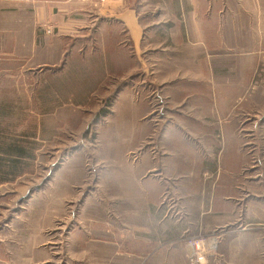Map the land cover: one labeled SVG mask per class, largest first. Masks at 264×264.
<instances>
[{
  "label": "rangeland",
  "instance_id": "374dc122",
  "mask_svg": "<svg viewBox=\"0 0 264 264\" xmlns=\"http://www.w3.org/2000/svg\"><path fill=\"white\" fill-rule=\"evenodd\" d=\"M86 1L0 0V137L25 151L0 167V264H182L171 253L144 263L118 255L119 237L132 241L148 220L137 199L145 165L141 185L164 211L156 225L179 228L170 247L186 249L184 264L188 244L203 238L205 264H264V19L249 0H221L205 25L186 26L187 42L168 40L165 26L156 42L145 37L139 66L130 46L118 47L127 35L97 22L107 0ZM177 78L215 84L235 125L221 155L198 150L206 160L197 169L167 159L181 150L167 149L165 130L173 110L215 120L165 92ZM199 195L208 203L194 233Z\"/></svg>",
  "mask_w": 264,
  "mask_h": 264
},
{
  "label": "crops",
  "instance_id": "0c3cea01",
  "mask_svg": "<svg viewBox=\"0 0 264 264\" xmlns=\"http://www.w3.org/2000/svg\"><path fill=\"white\" fill-rule=\"evenodd\" d=\"M70 1L71 5L69 7L71 9H80L91 5V2L86 0H76V2L69 0V3ZM221 3V0H107L105 4L100 5L105 9H100V17L97 22L102 24L104 28H112L113 36L115 35L114 31L117 32L116 37L119 40L123 39L124 34H126L128 40H121L118 47H124L123 44L130 46L129 48L135 59L139 63V66H141L142 44L145 37L148 38L151 43L156 42V40L161 38V35L163 34L160 27L165 26L167 28L166 38L168 40L172 37V40L181 43L187 42L190 39V32H187L186 26L199 27L205 25L203 20L204 18H207L208 12L210 10L220 9ZM147 7L149 8V13L144 12V10H147ZM249 11H252L257 17L260 16L263 20L264 0H249ZM252 16L253 15L249 13V17ZM145 26L151 27L150 30L148 29V31H146L144 28ZM194 32L199 34L198 29H195ZM192 39L194 40V38ZM115 40L112 39V41ZM123 47L118 48L117 51L112 50V53L125 52ZM151 52H153L151 54L156 56L158 54L155 51ZM73 55L74 53L71 54L70 57ZM76 56L81 59L83 57H89V54H77ZM110 57L113 58L114 55L111 54ZM70 72L72 73V71ZM186 81L189 80H186L185 78L175 79L173 82L165 85V92L169 93L174 100L179 101L184 107L183 110L188 109L192 111L193 109V111L195 110L197 113L198 111L207 113L209 114L210 119L215 120V123H206L204 121L205 117L199 120V118H194V116L185 114L181 110L172 111L173 117L169 121L172 123L169 124L165 130V138L168 141H166V144L168 143L167 149H180L181 154H172V156L168 155L166 157L182 170H187L189 168L197 169V161L206 160L205 155H198L200 153L198 152L199 149H217L216 152L221 155L223 149H228V142L226 143L224 140L232 135L234 137L236 136L235 125L232 124L231 121L233 120L230 119L231 114L228 113L225 115L226 118H224L222 113H220L225 100H223L221 94L217 92L215 84L207 87L199 83H189ZM124 83L123 79L119 85L124 87ZM137 86H142V83L140 82ZM199 138H203V140H198ZM206 139H210V142H207ZM185 152L190 153L188 154L190 155L189 159L185 155ZM191 153L193 154L192 156ZM219 158L218 163L221 166L223 160L221 156H219ZM210 162L212 165L216 164L215 157L212 158ZM146 168V165L141 167L140 172L137 174V177L141 178L139 187L140 190H142L137 199L139 202H145L146 205H140V215L141 217L148 218V220H145L146 224H139L134 227L132 241L129 240L128 242L126 239L122 240V237H119L117 243L118 255L132 256L135 260L139 261V263H144L148 260L164 259V254L171 253L175 259H179L180 263L184 264V250L186 249L181 246H173L174 248L170 247L173 243L171 240L176 238L173 234H176L179 231V228L172 227L170 228L171 230L167 232L165 227H159L156 225L158 224V221L163 218L164 211H160L158 208L160 197L154 193L144 192V185H141L143 177L142 172ZM194 179L198 182L197 178ZM143 180L144 182L147 181L146 178ZM210 180L207 181H209L211 191H214V188L222 187L221 185L217 187L219 177L216 182ZM225 200V198H221V200L217 199L215 205L211 202L210 209H213L214 206L215 209L222 208L223 204L221 202H225ZM193 201L194 206L198 208V211H194L193 215L197 220L193 226V232L199 233L204 230V226L202 223L201 225L199 224L198 219L205 216L203 210L206 209L208 200H206L205 196L199 195ZM218 213H221L220 215L223 214L220 211ZM190 216L191 215H189V217ZM172 231L175 233H172ZM165 246H169L170 250H165ZM161 250H164V252ZM182 253H184V255H182Z\"/></svg>",
  "mask_w": 264,
  "mask_h": 264
},
{
  "label": "built area",
  "instance_id": "2783aa9c",
  "mask_svg": "<svg viewBox=\"0 0 264 264\" xmlns=\"http://www.w3.org/2000/svg\"><path fill=\"white\" fill-rule=\"evenodd\" d=\"M206 245L207 244L204 238L197 241H192L188 244V248H190L188 255L190 264H205L207 251L212 248L211 247L207 250Z\"/></svg>",
  "mask_w": 264,
  "mask_h": 264
},
{
  "label": "trees",
  "instance_id": "16d2710c",
  "mask_svg": "<svg viewBox=\"0 0 264 264\" xmlns=\"http://www.w3.org/2000/svg\"><path fill=\"white\" fill-rule=\"evenodd\" d=\"M25 155L23 149L14 148L11 149L6 142L0 137V167L4 165L7 166L11 163L17 164L20 162V157ZM12 156L19 157V159H12Z\"/></svg>",
  "mask_w": 264,
  "mask_h": 264
}]
</instances>
